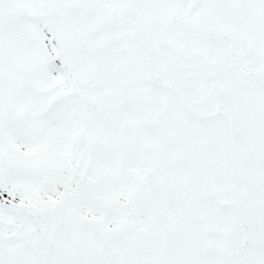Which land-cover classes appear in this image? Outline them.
<instances>
[{
  "label": "snow or ice",
  "instance_id": "snow-or-ice-1",
  "mask_svg": "<svg viewBox=\"0 0 264 264\" xmlns=\"http://www.w3.org/2000/svg\"><path fill=\"white\" fill-rule=\"evenodd\" d=\"M0 264H264V0H0Z\"/></svg>",
  "mask_w": 264,
  "mask_h": 264
}]
</instances>
